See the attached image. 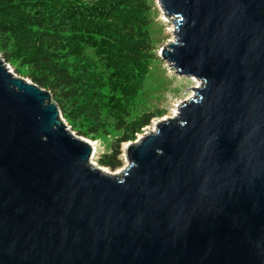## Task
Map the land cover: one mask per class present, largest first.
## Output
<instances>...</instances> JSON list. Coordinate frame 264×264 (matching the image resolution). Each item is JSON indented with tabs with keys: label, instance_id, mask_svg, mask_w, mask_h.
Wrapping results in <instances>:
<instances>
[{
	"label": "water",
	"instance_id": "water-1",
	"mask_svg": "<svg viewBox=\"0 0 264 264\" xmlns=\"http://www.w3.org/2000/svg\"><path fill=\"white\" fill-rule=\"evenodd\" d=\"M200 82L119 173L0 57V264H264V0H159Z\"/></svg>",
	"mask_w": 264,
	"mask_h": 264
},
{
	"label": "rangeland",
	"instance_id": "rangeland-1",
	"mask_svg": "<svg viewBox=\"0 0 264 264\" xmlns=\"http://www.w3.org/2000/svg\"><path fill=\"white\" fill-rule=\"evenodd\" d=\"M26 1L32 16L64 20L63 35L72 48L62 63L83 75L80 102L91 104L97 119L86 114L72 121L62 117L71 132L94 143L92 162L96 166L107 173H119L127 163L124 147L129 141L120 145L121 166L110 169L100 165L98 158L110 152L122 125L144 112L155 114L151 123L130 140L134 141L195 95L192 77L179 74L161 57L162 47L174 41V25L163 14L159 0H130L123 5L107 0ZM132 38L141 48L138 59L127 55ZM4 43L5 37L0 36V49ZM6 48L11 52L14 47L9 42ZM15 52L4 62L14 75L31 81L25 76L29 66L22 65Z\"/></svg>",
	"mask_w": 264,
	"mask_h": 264
},
{
	"label": "trees",
	"instance_id": "trees-1",
	"mask_svg": "<svg viewBox=\"0 0 264 264\" xmlns=\"http://www.w3.org/2000/svg\"><path fill=\"white\" fill-rule=\"evenodd\" d=\"M107 1L123 5L130 0ZM28 6L26 0H0V36L5 37L7 42L0 49V56L8 62L16 50V57L21 64L30 68L25 76L50 91L61 115L67 121L79 119L84 114L90 119H97L91 104L80 102L83 75L71 72L62 63L72 48L63 35L66 29L64 20H57L53 16H32L27 10ZM9 42L14 47L11 52L6 48ZM130 44L127 46V55L138 59L140 45L133 42V38ZM154 116L153 112H144L123 124L121 134L110 145V152L101 154L98 163L110 169L121 166V143L135 139L136 134L148 126Z\"/></svg>",
	"mask_w": 264,
	"mask_h": 264
},
{
	"label": "bare ground",
	"instance_id": "bare-ground-1",
	"mask_svg": "<svg viewBox=\"0 0 264 264\" xmlns=\"http://www.w3.org/2000/svg\"><path fill=\"white\" fill-rule=\"evenodd\" d=\"M192 79L196 82V84H195L194 86H195V87H196V86H199V85H198V84H199V81L196 80V79L193 78V77H192ZM176 113H177V110L174 111V113L172 114V116L176 115ZM87 142H88V141H87ZM90 144L92 145V147H93V149H94V148H95V146L93 145L94 143L90 141ZM102 170H104V169H102ZM104 171H105V170H104ZM105 172H106V171H105Z\"/></svg>",
	"mask_w": 264,
	"mask_h": 264
},
{
	"label": "built area",
	"instance_id": "built-area-1",
	"mask_svg": "<svg viewBox=\"0 0 264 264\" xmlns=\"http://www.w3.org/2000/svg\"><path fill=\"white\" fill-rule=\"evenodd\" d=\"M6 67L9 71H11V69L9 68L8 64L6 63ZM92 155H93V152H92Z\"/></svg>",
	"mask_w": 264,
	"mask_h": 264
}]
</instances>
